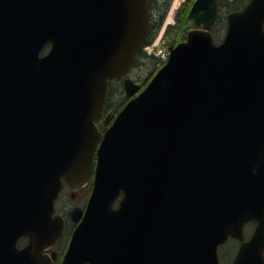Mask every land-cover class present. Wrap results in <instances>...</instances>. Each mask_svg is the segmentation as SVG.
Returning <instances> with one entry per match:
<instances>
[{"label":"water","instance_id":"obj_1","mask_svg":"<svg viewBox=\"0 0 264 264\" xmlns=\"http://www.w3.org/2000/svg\"><path fill=\"white\" fill-rule=\"evenodd\" d=\"M201 2L189 14L208 17L205 28L169 47L102 132L108 80L145 42L147 0H0L1 262L30 264L35 252L39 263L63 233L52 214L62 178L78 188L93 171L61 264H145L151 233L170 238L162 264H219L229 235L241 239L229 264H264V0L230 12L220 43L216 6Z\"/></svg>","mask_w":264,"mask_h":264},{"label":"flooded vegetation","instance_id":"obj_2","mask_svg":"<svg viewBox=\"0 0 264 264\" xmlns=\"http://www.w3.org/2000/svg\"><path fill=\"white\" fill-rule=\"evenodd\" d=\"M166 0H148L149 7L157 8V6L162 5ZM196 0H181L178 4V10L176 15V20L184 18L186 21L187 30L196 28L197 26L205 28V22L208 21V17H205L203 20L199 19L196 21L195 16H191L189 14L190 9L192 8V4ZM250 0H202L201 7L207 8L208 6H211L212 4L216 6V12L214 14V19L211 21L209 25L210 32L212 34H216L217 37H222L226 31V22H227V14L231 11H238L241 8H243L246 4H248ZM201 12V11H200ZM153 14V12H152ZM219 22H223L224 28L220 29L218 28L217 24ZM185 33V36H186ZM50 45L47 44L42 51L39 52L40 56H43L44 53L49 49ZM141 68L140 63H135L133 66V69ZM132 69V70H133ZM131 70V71H132ZM118 79L122 80L123 77H119ZM133 80L137 81L138 84L141 79L138 77L133 78ZM93 177V176H92ZM90 184V186H89ZM87 186L83 185V187L78 189L71 188L67 182L63 180L61 185V191L59 192L58 196L56 197L55 203H54V214L60 215L63 217V220L65 222L64 226V234L62 238L58 239L56 242H52V244L49 245H43L39 251V263L37 262V257L35 252L33 253V257L31 258L30 264H60L63 257L64 252L67 249V246L69 244L68 240L72 234V230L76 226V223L78 221L72 220L70 217V213L72 211L73 207H78L80 209V214L82 211H84L85 204L88 200V195L92 189V178L86 184ZM79 218V217H78ZM255 224H257L255 221L250 220V222H245L243 225V234H244V240L249 239L251 233L253 232V229L255 227ZM68 234V235H67ZM66 236V239H65ZM66 240L63 241L62 240ZM229 240H232L234 243L232 244L233 247L227 249V251H220L218 250V257L221 256L225 258V262L222 264H229L233 258L234 255L238 249V245L240 243V239L238 240L235 237H229L228 240L223 244H227ZM25 240H22L19 242L18 246H15L17 250L24 249L27 245L24 244ZM142 245L144 248V260L146 261L145 264H162V261L160 260V255L163 254L165 247H170V238L166 237L165 235L160 236V233H151V234H143L142 235ZM233 251V252H232ZM229 252H232V254L229 255ZM223 258V259H224ZM26 260V258H25ZM11 263V261H9ZM4 263L0 261V264H9ZM26 264V261L21 263ZM88 264V263H86Z\"/></svg>","mask_w":264,"mask_h":264},{"label":"trees","instance_id":"obj_3","mask_svg":"<svg viewBox=\"0 0 264 264\" xmlns=\"http://www.w3.org/2000/svg\"><path fill=\"white\" fill-rule=\"evenodd\" d=\"M170 2L171 0H166L162 5L157 6V8H152L153 18H155V22H154V25L153 24L151 25L150 34L148 35V38H147L148 41H150L149 39H152L155 33L159 30L158 28L160 27L162 21L164 20V15L167 9L169 8L168 6ZM185 23H186L185 19L181 18V19H177L174 25H168L166 27L165 34L167 35V39L169 43L176 44V42L183 40V38L185 37L187 27H188ZM217 26L220 29L224 28L223 22H219ZM213 37L217 38V35L213 34ZM136 60L138 63L146 64L149 67L148 76L153 74V72L156 69L155 58L150 57L145 52L141 51V53L137 55ZM145 81H146V78L142 81V84H144ZM120 88L121 86L118 83V80L116 78H112L109 81V92L107 95L108 98L104 105V108H105L104 115L105 116L113 117V115L117 113L121 109L123 104L128 100V97L124 94V91L120 90ZM103 122L102 124L99 123L100 128L103 126ZM65 239H66V236H65ZM63 241H66V240L63 239L62 242Z\"/></svg>","mask_w":264,"mask_h":264},{"label":"rangeland","instance_id":"obj_4","mask_svg":"<svg viewBox=\"0 0 264 264\" xmlns=\"http://www.w3.org/2000/svg\"><path fill=\"white\" fill-rule=\"evenodd\" d=\"M148 70H149V67H148L147 65H143L141 68L133 69V70L129 73L130 76H128V77L131 78V79H133V78H135V77H138L139 79H143V78L147 75L146 73L148 72ZM148 78H149V77H148ZM148 78H147V79H148ZM120 90H122V89L120 88ZM233 243H234V242H233L232 240H229L227 244L221 246L220 251H221V252H222V251H227V249L233 247V246H232ZM232 252H233V251H232ZM232 252H229L228 257H229L230 254H232ZM223 258H224V257H223ZM223 258H222V259H223ZM224 259H225V258H224Z\"/></svg>","mask_w":264,"mask_h":264},{"label":"bare ground","instance_id":"obj_5","mask_svg":"<svg viewBox=\"0 0 264 264\" xmlns=\"http://www.w3.org/2000/svg\"><path fill=\"white\" fill-rule=\"evenodd\" d=\"M178 1V0H177Z\"/></svg>","mask_w":264,"mask_h":264}]
</instances>
